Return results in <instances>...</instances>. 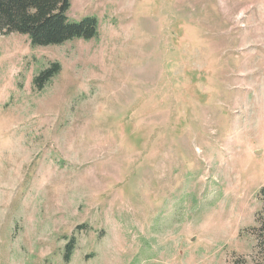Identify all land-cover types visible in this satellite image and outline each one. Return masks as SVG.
<instances>
[{
  "label": "rangeland",
  "instance_id": "374dc122",
  "mask_svg": "<svg viewBox=\"0 0 264 264\" xmlns=\"http://www.w3.org/2000/svg\"><path fill=\"white\" fill-rule=\"evenodd\" d=\"M88 16L97 39L0 35V264H259L264 0H71Z\"/></svg>",
  "mask_w": 264,
  "mask_h": 264
},
{
  "label": "trees",
  "instance_id": "16d2710c",
  "mask_svg": "<svg viewBox=\"0 0 264 264\" xmlns=\"http://www.w3.org/2000/svg\"><path fill=\"white\" fill-rule=\"evenodd\" d=\"M71 0H0V35L19 34L26 36L32 47L60 46L72 40L89 41L99 36L95 17L70 21L67 12ZM60 72V65L52 63L32 80L36 91ZM261 211L255 216L253 235L259 264H264V187L259 191ZM74 247L70 239L63 259L68 262Z\"/></svg>",
  "mask_w": 264,
  "mask_h": 264
}]
</instances>
